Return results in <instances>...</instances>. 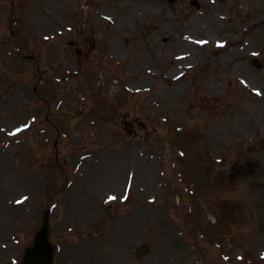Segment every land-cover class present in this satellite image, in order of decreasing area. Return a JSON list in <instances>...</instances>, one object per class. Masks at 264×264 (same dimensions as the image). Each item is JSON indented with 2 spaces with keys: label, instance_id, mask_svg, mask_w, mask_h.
<instances>
[{
  "label": "rangeland",
  "instance_id": "obj_1",
  "mask_svg": "<svg viewBox=\"0 0 264 264\" xmlns=\"http://www.w3.org/2000/svg\"><path fill=\"white\" fill-rule=\"evenodd\" d=\"M197 1L0 0V264H264V0Z\"/></svg>",
  "mask_w": 264,
  "mask_h": 264
},
{
  "label": "water",
  "instance_id": "obj_2",
  "mask_svg": "<svg viewBox=\"0 0 264 264\" xmlns=\"http://www.w3.org/2000/svg\"><path fill=\"white\" fill-rule=\"evenodd\" d=\"M46 228L38 236V244L35 248L30 250L28 258L24 262V264H51L50 258H46V254L48 249L43 245H48L47 238H46ZM148 248H144L146 251Z\"/></svg>",
  "mask_w": 264,
  "mask_h": 264
},
{
  "label": "snow or ice",
  "instance_id": "obj_3",
  "mask_svg": "<svg viewBox=\"0 0 264 264\" xmlns=\"http://www.w3.org/2000/svg\"><path fill=\"white\" fill-rule=\"evenodd\" d=\"M109 199L112 200V199H115V197H109ZM18 203H19V201H18Z\"/></svg>",
  "mask_w": 264,
  "mask_h": 264
},
{
  "label": "bare ground",
  "instance_id": "obj_4",
  "mask_svg": "<svg viewBox=\"0 0 264 264\" xmlns=\"http://www.w3.org/2000/svg\"><path fill=\"white\" fill-rule=\"evenodd\" d=\"M146 1V0H145Z\"/></svg>",
  "mask_w": 264,
  "mask_h": 264
}]
</instances>
